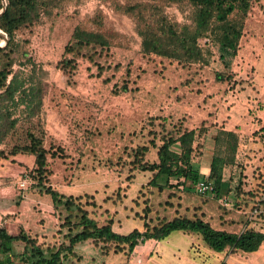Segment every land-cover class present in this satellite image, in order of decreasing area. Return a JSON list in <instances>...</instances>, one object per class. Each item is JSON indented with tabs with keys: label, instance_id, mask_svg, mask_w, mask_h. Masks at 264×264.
<instances>
[{
	"label": "rangeland",
	"instance_id": "rangeland-1",
	"mask_svg": "<svg viewBox=\"0 0 264 264\" xmlns=\"http://www.w3.org/2000/svg\"><path fill=\"white\" fill-rule=\"evenodd\" d=\"M48 1L38 21L17 33L27 41L26 54L22 65L13 66L22 78L40 83V114L26 120L19 107L12 116L19 120L1 140L0 150L20 142L24 129L39 130L45 149L53 146L58 154L46 156L48 175L44 186L63 195L92 196L98 205L92 213L94 218L99 222L112 218L113 230L121 235L133 229L142 231L136 218L145 199L153 209L146 219L149 226L159 218L170 220L181 214L191 218L200 210L214 228H218V217L228 215V225L223 227L226 232L238 233L247 226L264 232V204L257 205L259 201L264 203V125L258 128L262 118L257 116L264 114V0L254 4L243 20L239 49L228 68L218 60L210 40L198 42L206 53L203 64L184 66L142 56L135 21L122 11L136 0ZM161 10L169 22L189 23L186 5L165 4ZM75 26L102 31L110 39L107 56L95 60L101 69L82 58L75 61V69L68 75L56 68ZM215 75L223 80L216 81ZM122 83H126L127 92L114 94ZM229 112L238 118L234 128L240 131V138L236 163L224 168L223 178L231 180L232 188L239 186L242 191L254 193V204L237 208L230 195L228 207H223L209 196L197 195L195 188L187 189L189 183L160 193L149 188L147 194L145 184L150 175H128L123 164L126 151L147 142L149 131H159L161 124L167 130L171 126L197 129L203 124L208 131L214 121H222ZM199 141L202 150L193 153L192 163L202 169L207 158L210 160V134L206 132ZM153 155L150 151L147 160L151 161ZM13 159L12 163L0 161V211L13 212L0 215V227L13 235L21 227L45 244L55 243L51 236L60 221L59 210L52 208L49 197L30 179L33 157ZM25 178L28 182L21 188ZM177 237L186 239L180 232L171 233L160 242L158 255L153 253L146 264L197 263L191 261L190 253L186 260L178 261L186 247ZM20 247L16 245L17 250ZM176 247L184 253L177 255ZM259 249L264 253V243ZM76 252L81 260L75 264H138L134 263L135 257L127 260L112 254L103 256L90 244L77 247ZM229 259L235 260L236 256Z\"/></svg>",
	"mask_w": 264,
	"mask_h": 264
},
{
	"label": "trees",
	"instance_id": "trees-1",
	"mask_svg": "<svg viewBox=\"0 0 264 264\" xmlns=\"http://www.w3.org/2000/svg\"><path fill=\"white\" fill-rule=\"evenodd\" d=\"M136 1L125 6L122 11L135 21L142 56H154L184 66L203 64L206 63V53L198 42L208 38L225 68H228L238 52L243 20L252 6L259 3V0ZM5 4V10L0 14V40H6V44L0 47V142L14 130L19 119L12 116L19 107H22L20 115L26 120L37 118L40 114V83H34L30 77L22 78L20 71H13V66L22 65L21 60L25 59L26 54L27 41L20 39L17 33L32 27L48 8L49 1L5 0ZM165 4L186 5L190 11L189 23L169 22L161 10ZM97 25L100 27L99 22ZM110 45V39L102 31H89L75 26L63 47V55L56 68L68 75L75 69V61L82 58L101 69L95 60L106 57ZM215 79L222 81L223 77L215 75ZM127 90L126 83H122L114 90V94ZM206 132L203 124L197 129L171 126L170 130L161 124L159 131L148 132L150 139L147 142L126 151L123 164L127 166L128 175L132 178L135 172L148 173L149 180L145 184L147 194L151 192L149 188L160 193L165 189L186 186V183H189L187 189H192L199 181L206 180L212 184L211 199L216 201L233 195L237 208L239 205L245 207L249 203L254 204V193L242 191L239 186L232 188L231 180L223 178L224 168L236 163L239 138L235 133L221 127L217 129L206 175L193 166V153L202 150L203 145L199 140ZM54 150L53 146L49 150L45 149L41 132L31 127L22 131L20 142L0 150V161L12 163L16 156L33 157L30 179L39 191L49 197L52 208L59 210L60 220L55 234L51 236L55 243L47 244L21 227H18L14 235L5 227H0V264H75L81 260L76 249L83 244H90L103 256L112 254L129 260L134 257L137 246L148 240L162 241L173 232L196 236L203 247L215 253L226 252L230 255L256 252L264 243V232L248 226L238 233L216 230L202 220V215L189 218L181 214L170 220L159 218L154 225L149 226L146 219L153 209L147 205L146 199L136 218L141 222L142 231L133 229L121 235L113 230L112 218L104 222L94 218L92 213L98 205L92 196L63 195L44 186L48 175L46 156H57ZM57 151L62 153L60 149ZM150 151L154 153L151 161L147 160ZM172 181L174 185H171ZM262 204L263 201L257 203ZM60 215L63 216L60 218ZM17 244L21 245L20 250L16 249Z\"/></svg>",
	"mask_w": 264,
	"mask_h": 264
},
{
	"label": "crops",
	"instance_id": "crops-1",
	"mask_svg": "<svg viewBox=\"0 0 264 264\" xmlns=\"http://www.w3.org/2000/svg\"><path fill=\"white\" fill-rule=\"evenodd\" d=\"M263 115L264 114H262V113H260V115H257V116L262 118V122L258 128H262V126L264 125ZM237 124H239V121H238V118L235 117L233 112H229L228 115H226V117H224L222 119V121H220V122L214 121L211 124L212 125V128H210L211 131H210V129L207 131V134H210V141H211V147L209 148L210 151L207 150V152L210 153L212 148H213V139H214V137L216 135V131L219 127H221L225 131H231V132L235 133L238 136V138H240L239 137L240 131L236 130L234 128ZM204 155H205V152L203 151V156ZM208 163H209V158H207V164L205 165L204 168H202V169L198 168V170L201 174L206 175ZM11 212L12 211H7L5 213L10 214ZM5 213L0 211V215H2V216L5 215ZM197 213H199V215H197V217H200L202 215L203 216L202 220L204 222H207L212 228L215 227L211 223L206 221V218L204 216V213H202V211L199 210V211H197ZM217 219H218V224H217L218 228H214V229L225 231L223 229V227H226L228 225L229 216L228 215H226V216L221 215V217H218ZM230 233H237V232H230ZM184 236H186L185 241H181V239H179V237H177L178 242L179 243L183 242V245H185V247H186L185 253L181 252L176 247V251L178 253L177 255L184 253V254H181L180 257L177 258L178 261H181V259L186 260L188 254L190 253L191 261L197 262L195 264H206L207 262H210L209 264H264V253H262V251L260 249H258L256 252L249 253V254L236 253V254L230 255V254H227L226 252L215 253V252H213V251L211 252V250L209 251V249L207 250V248L203 247L200 240L196 236H187V235H184ZM160 242L161 241L148 240L141 245V248H142V249L140 248L141 250L138 248L135 249L134 250V254H135L134 257H135V259L136 258L137 259L134 261V263L135 262L137 263V261H138V264H146L148 262V260L151 258V255L153 253L158 255V252L156 251V249L158 248V246H160ZM137 253L140 255L137 256L136 255ZM234 255L236 256V259L230 260L229 256H234Z\"/></svg>",
	"mask_w": 264,
	"mask_h": 264
},
{
	"label": "built area",
	"instance_id": "built-area-1",
	"mask_svg": "<svg viewBox=\"0 0 264 264\" xmlns=\"http://www.w3.org/2000/svg\"><path fill=\"white\" fill-rule=\"evenodd\" d=\"M203 43H209V39L208 38H204L202 39ZM28 182L27 178H25L22 183L20 184L21 188H24V185ZM195 193L199 196H209V198L212 197V184L210 181H199L196 185H195V189H194ZM216 202L220 205H222L223 207H228L229 203L227 199H217ZM253 212L255 213V210H253ZM262 232V231H261Z\"/></svg>",
	"mask_w": 264,
	"mask_h": 264
},
{
	"label": "water",
	"instance_id": "water-1",
	"mask_svg": "<svg viewBox=\"0 0 264 264\" xmlns=\"http://www.w3.org/2000/svg\"><path fill=\"white\" fill-rule=\"evenodd\" d=\"M1 5H2V8L0 10V14H2V12L5 10V7H6L5 0H1ZM2 41H3V45L0 46V47H3L6 44V40L5 39H3Z\"/></svg>",
	"mask_w": 264,
	"mask_h": 264
}]
</instances>
